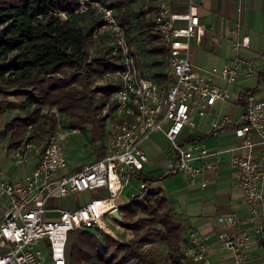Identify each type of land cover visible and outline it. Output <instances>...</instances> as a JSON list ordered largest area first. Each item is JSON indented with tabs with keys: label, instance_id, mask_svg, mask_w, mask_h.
<instances>
[{
	"label": "built area",
	"instance_id": "obj_1",
	"mask_svg": "<svg viewBox=\"0 0 264 264\" xmlns=\"http://www.w3.org/2000/svg\"><path fill=\"white\" fill-rule=\"evenodd\" d=\"M73 2V13L91 10L98 16L100 24L93 28L92 38L105 35L110 54L119 62V68L112 72L116 87L101 107V115L108 120L103 154L71 173L63 172L68 166L66 145L80 129L62 125L56 105L50 110L40 108L39 120L26 127L17 146L3 147L15 165L24 164L30 155L36 162L21 180L0 175V264H68V238L77 229L94 228L98 239H102L98 235L101 232L122 240L106 219L115 220L116 228H124L125 220L113 215V210L121 206L116 198L133 178L140 180L139 191L145 187V181L139 177L149 162L143 145L153 134L160 133L169 142L165 170L179 171L193 181L210 166L206 161L210 150L201 141H181L187 129L196 128L194 113L201 118L209 115L212 130L234 125V135L240 139L234 147L239 151L232 153L229 164L238 172L247 221L260 219L261 224L251 233L240 226L238 213L230 210L218 216L220 228L216 233L230 252L232 264H246L250 250L264 233V98L248 94L244 111L237 119L221 114L220 110L230 98L229 86L237 82L241 69L244 67L249 77L255 75L252 62H243L236 56L221 67L196 66L191 48L200 44L205 31L194 0H151L150 32L157 36L154 41L163 49L159 55L163 57L165 74L151 78L136 59L128 33L108 1ZM56 13L66 19L69 12ZM223 36L236 51L249 46L248 36L239 39L237 29L215 32L212 41L218 43ZM216 79L224 85L216 83ZM41 128L47 133L38 143L34 138L40 135ZM94 189L106 191L107 196L91 198L79 207L49 206L53 198ZM106 200L113 202L106 205ZM52 210L58 214L51 216ZM39 242L47 256L36 247ZM206 252L205 243L194 237L178 248L183 259L200 264H209Z\"/></svg>",
	"mask_w": 264,
	"mask_h": 264
},
{
	"label": "trees",
	"instance_id": "obj_2",
	"mask_svg": "<svg viewBox=\"0 0 264 264\" xmlns=\"http://www.w3.org/2000/svg\"><path fill=\"white\" fill-rule=\"evenodd\" d=\"M105 1L113 7L126 32L131 31L129 16L134 14V9L130 5L134 0ZM150 1L142 0V3ZM73 4V0H0V94L3 97L10 92L25 109L22 115L15 114L4 123L2 135H9L10 147L17 146L26 127L39 120L40 108L46 103L58 107L67 127H84L90 123L92 135L99 131L102 117L96 114L101 106L94 103L95 92H100L106 102L116 86L106 83L91 88V85L119 67L109 51L89 58L91 32L100 21L91 10L73 13ZM63 11L69 12L66 19L56 13ZM83 21L86 27L81 25ZM144 25L147 37L153 41L157 36L150 32L151 16ZM152 48L156 54L163 52L160 46ZM162 76L158 72L151 78ZM262 89L264 71L259 74L256 87L239 95L241 105L245 106L248 94ZM173 172L165 170L157 177L140 175L145 187L118 207L125 224L134 233L133 238L120 243L107 236L108 243L101 244L93 232L74 230L73 242L66 247L67 263L153 264L152 253L143 248L162 239L170 264H185L178 253L182 226L173 219L167 198L153 187ZM257 243L264 246V233Z\"/></svg>",
	"mask_w": 264,
	"mask_h": 264
},
{
	"label": "crops",
	"instance_id": "obj_3",
	"mask_svg": "<svg viewBox=\"0 0 264 264\" xmlns=\"http://www.w3.org/2000/svg\"><path fill=\"white\" fill-rule=\"evenodd\" d=\"M136 1L142 3V0H134L133 2ZM194 2L200 16L201 27L205 31L200 44L195 45V47L203 49L205 58L212 65L202 66L194 61L193 64L204 69L221 67L226 62L238 56L243 62L251 61L255 68V75L251 77L246 75L244 67L241 69L237 82L229 86L230 98L221 107V114H227L237 119L244 111V107L239 101V95L248 88L252 89L256 87L259 74L264 71V0H194ZM147 5L152 8L153 4L148 3ZM231 29L238 30L239 39L243 35H247L249 38V46L241 47L236 51L225 36L218 43L212 41L211 36L213 33H224ZM157 54L162 57L159 55L160 53ZM161 64L163 68L158 70V72L165 76L163 60ZM215 81L219 85H224L222 80L216 79ZM254 93L264 98V89ZM97 94L100 97L96 98L97 96H94V99H97L94 103L102 107L104 104H102L100 99L104 100V98L100 92H97ZM100 117H102L99 123V130L101 131H98L96 134L92 135V124L88 123L90 132H88L89 139L86 140L93 143L91 147L92 152L100 151L91 162L103 154V144L105 141V133L108 129V120L105 116L100 115ZM192 119L194 122L197 119H200V121L196 123V128L186 130L181 141H201L210 150V154L206 157V161L210 166L204 169V172L193 181L186 178L181 172L175 171L155 182L153 187L157 188L159 193L167 198L173 219L182 226L183 232L179 243L180 245L184 242H189L192 237L197 238L207 246L206 256L209 264H232L230 252L222 246L216 233V230L220 228L217 220L218 216L230 210H235L240 218V226L247 228L251 233H255L261 224L260 219H256L253 223L247 221L248 213L243 203L238 172L236 168H233L229 164L232 153L239 151V148L235 149L234 147L240 143V139L234 135V125L212 130L209 128L211 121L209 115L201 118L194 113ZM62 125L66 126L63 118ZM237 125L238 123H236ZM77 128L80 129L77 134L85 132L84 127ZM46 133L47 131L41 128L40 135H37L34 140L38 143L43 141ZM153 136H159L166 140L160 133H155ZM40 137L43 139L40 140ZM71 141L73 139L69 142ZM232 148L234 149L231 150ZM217 151L219 153L215 154ZM29 160H34V166L36 160L33 155H30L27 161ZM194 163L199 164L200 162L195 161ZM164 171L165 163L157 172L148 174L144 171L142 176L157 177ZM0 175L4 179L13 180H21L24 177H15V175H10L9 173H2L1 170ZM202 182H205V185H202ZM126 187L127 185L122 191ZM99 192H104V190H99ZM119 196L116 198L118 205H123L129 201V199L126 201L119 199ZM49 206L54 208L51 206V201L49 202ZM49 214L54 216L58 212L52 210ZM113 221L115 222V220ZM124 232L121 229L117 233L123 240L126 239L128 241L133 237L132 234H128L127 232L125 234ZM154 243L156 241L152 244H146L143 249H148L147 247ZM162 245L167 253V246L164 241ZM182 260L185 264H200L188 258ZM262 260H264V246L257 243L250 250L246 264H261Z\"/></svg>",
	"mask_w": 264,
	"mask_h": 264
},
{
	"label": "rangeland",
	"instance_id": "obj_4",
	"mask_svg": "<svg viewBox=\"0 0 264 264\" xmlns=\"http://www.w3.org/2000/svg\"><path fill=\"white\" fill-rule=\"evenodd\" d=\"M132 3L130 7L134 9V14L129 16V20H130L129 22L133 27L131 31L128 32V36H129L128 38L131 45L133 46V52L135 54V57L139 61L144 73H146L147 76L149 77H155L158 70L163 68V65L161 64V61L163 59L162 57L158 56V54L153 52L152 47L158 45L154 40L153 41L149 40V38L147 37V26L144 25V23H146V21L149 20L151 16L152 8L149 5H147V3H140L139 1ZM139 21H142V23H140ZM86 24H87L86 21L85 22L83 21L81 25L83 27H86ZM127 26L128 25H126V28ZM109 47L110 45L106 36L104 35L102 39L100 38V36H98V38L93 39L92 43L88 46L87 52L89 54V58L96 57V54H100L102 56L105 52L109 51ZM202 50L203 49H201L200 47H195V46L191 48L192 61L202 66L212 65L205 58V54H203ZM116 65L119 67V62H117ZM106 83H111V84L115 83L114 75L112 72L105 74L103 79H98L97 81H95L91 85V88H94L97 84H106ZM12 96L13 95L10 92L4 94L3 97L0 94V170L2 171V173L3 172L9 173L10 175H15V177L22 178L26 174V172L31 171L32 169L31 167L33 166L34 160H29L22 165H15L13 160L10 159L9 155L7 154V151L3 149V147L9 145L10 143L9 135L8 134L2 135L4 123L8 121L13 115L15 114L22 115L24 112L23 110L24 108L20 107L18 102L15 101V99ZM94 96H97L96 98L100 97V95L97 94V92H95ZM96 98L94 99V101H97ZM100 100L102 101V104L107 103L105 102V99L104 100L100 99ZM52 106H53L52 104L46 103L41 107L48 108V110H50V107ZM99 115H101V109H99L96 114V116ZM62 118L63 117L61 115V119ZM195 121H196L195 123H199L200 119H197ZM65 123L66 122H64V124ZM84 129L85 132L77 134L75 135V137L73 136L71 138L73 139V141L69 142L66 145L68 166L63 170V172L65 173H71L79 169L83 165L91 162V160L100 153L99 150H97L96 152L95 151L92 152L91 147L93 143L91 141H87L89 139L88 132H90L89 125L88 124L85 125ZM42 139L43 138L40 137V140ZM143 147L149 158V162L146 163L144 171L148 174L151 172L153 173L157 172L159 168L162 167V165H164L166 159L165 157H167V155L169 154V142L167 140L160 138L159 136H153L144 142ZM139 182H140L139 179L133 178L127 184L126 189L121 192L119 199H123L124 201H126L131 198L132 194L138 193ZM105 192L106 191L99 192V189L76 191L70 193L65 197L51 199L50 200L51 206H53L54 208L79 207L88 200H90L91 198L106 197L107 194ZM0 220H1V216H0ZM106 223L115 233H118V231L121 230L116 228L115 224L111 220L106 219ZM122 226H124L122 230L134 236L133 231L131 230V228L128 227L127 224H123ZM87 230L91 232L95 231L94 228ZM75 232L76 231L72 232L70 237L68 238L69 240L67 242V248L68 245L70 246V244L73 242ZM98 235L102 237V239H99V241L102 240L100 242L101 244H107L108 243L107 236L111 237L110 235L102 234L101 232ZM111 238L120 243L126 242V239L119 240L113 237ZM44 241L46 242V240ZM162 243L163 240L158 239L156 243L147 247L152 253V258L154 262L153 264H170L168 260V255ZM36 247L42 248V242H39ZM42 254L44 256H47L48 255L47 250L42 248Z\"/></svg>",
	"mask_w": 264,
	"mask_h": 264
},
{
	"label": "water",
	"instance_id": "obj_5",
	"mask_svg": "<svg viewBox=\"0 0 264 264\" xmlns=\"http://www.w3.org/2000/svg\"><path fill=\"white\" fill-rule=\"evenodd\" d=\"M113 215L116 216V217L119 218V219L122 218L121 215H120V213H119V211H118V208H115V209L113 210Z\"/></svg>",
	"mask_w": 264,
	"mask_h": 264
},
{
	"label": "bare ground",
	"instance_id": "obj_6",
	"mask_svg": "<svg viewBox=\"0 0 264 264\" xmlns=\"http://www.w3.org/2000/svg\"><path fill=\"white\" fill-rule=\"evenodd\" d=\"M112 178H114V176H112ZM112 202H113L112 200H106V201L103 202V203H105L106 205H110Z\"/></svg>",
	"mask_w": 264,
	"mask_h": 264
}]
</instances>
